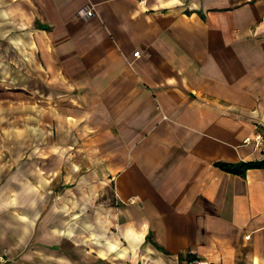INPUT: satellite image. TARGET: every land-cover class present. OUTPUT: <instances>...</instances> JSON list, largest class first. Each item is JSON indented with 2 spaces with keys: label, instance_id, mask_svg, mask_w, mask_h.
Returning a JSON list of instances; mask_svg holds the SVG:
<instances>
[{
  "label": "crops",
  "instance_id": "obj_1",
  "mask_svg": "<svg viewBox=\"0 0 264 264\" xmlns=\"http://www.w3.org/2000/svg\"><path fill=\"white\" fill-rule=\"evenodd\" d=\"M0 86L73 134V222L12 251L1 198L0 264H264V168L216 165L264 159V0H0Z\"/></svg>",
  "mask_w": 264,
  "mask_h": 264
},
{
  "label": "rangeland",
  "instance_id": "obj_2",
  "mask_svg": "<svg viewBox=\"0 0 264 264\" xmlns=\"http://www.w3.org/2000/svg\"><path fill=\"white\" fill-rule=\"evenodd\" d=\"M22 94L15 91L11 96L0 90V199L13 195L14 212L29 214L31 217L29 224H22L16 218L13 220L15 241L9 245L12 251L22 249V243L19 241L22 238L21 230L28 229L31 235L37 232L38 226L33 223L32 218L39 211L44 210L47 215L53 210L67 213L68 218L61 221L62 230H66L69 222H73V134L69 133L71 130L68 125L39 122V119L50 118L48 115H53V108L45 107L37 97L33 98L32 94L29 103L26 102L27 107L22 108ZM25 96L27 97V94ZM24 116L26 118L23 121ZM23 169L31 172L30 182L35 186L30 187V196L23 195L26 202L22 194H25L27 189L20 187L22 181L28 182V178L22 177ZM37 170L41 172L40 178ZM43 179L45 185L40 184ZM8 180L14 181L12 187L6 186ZM38 195H43L45 199L44 204L38 205L40 209H37V204L31 203ZM9 211L4 203H0L1 232L12 228L10 219H5V213ZM46 223L51 228L53 220L46 219ZM35 245L37 242L32 240L25 247L30 250ZM53 254L57 253L53 248H49L47 256ZM62 259L70 263L68 260L73 261V252L63 253Z\"/></svg>",
  "mask_w": 264,
  "mask_h": 264
},
{
  "label": "trees",
  "instance_id": "obj_3",
  "mask_svg": "<svg viewBox=\"0 0 264 264\" xmlns=\"http://www.w3.org/2000/svg\"><path fill=\"white\" fill-rule=\"evenodd\" d=\"M221 169L233 174L245 175L246 171L253 168H264V159L255 162H243L239 164H231L225 162H219L216 164ZM197 259L194 255L189 254L182 258V264H188L189 261Z\"/></svg>",
  "mask_w": 264,
  "mask_h": 264
},
{
  "label": "built area",
  "instance_id": "obj_4",
  "mask_svg": "<svg viewBox=\"0 0 264 264\" xmlns=\"http://www.w3.org/2000/svg\"><path fill=\"white\" fill-rule=\"evenodd\" d=\"M82 15L84 17L89 18V17H92L94 15V11L91 9H85L84 11H82ZM139 55H140V52L135 53V56H139ZM188 264H207V263L200 260V259H193V260L189 261Z\"/></svg>",
  "mask_w": 264,
  "mask_h": 264
}]
</instances>
